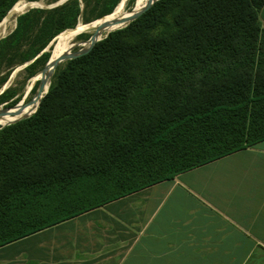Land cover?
I'll list each match as a JSON object with an SVG mask.
<instances>
[{
  "label": "trees",
  "instance_id": "1",
  "mask_svg": "<svg viewBox=\"0 0 264 264\" xmlns=\"http://www.w3.org/2000/svg\"><path fill=\"white\" fill-rule=\"evenodd\" d=\"M16 1L0 0V21ZM118 2L96 0L95 18ZM263 4L156 0L58 64L35 112L0 127V245L75 214L78 205L27 222L59 208L76 180L122 184L115 198L263 139ZM79 12L78 0L29 9L0 39V53L40 25L45 39L30 59Z\"/></svg>",
  "mask_w": 264,
  "mask_h": 264
},
{
  "label": "crops",
  "instance_id": "2",
  "mask_svg": "<svg viewBox=\"0 0 264 264\" xmlns=\"http://www.w3.org/2000/svg\"><path fill=\"white\" fill-rule=\"evenodd\" d=\"M76 209L1 244L0 264H264V138Z\"/></svg>",
  "mask_w": 264,
  "mask_h": 264
},
{
  "label": "rangeland",
  "instance_id": "3",
  "mask_svg": "<svg viewBox=\"0 0 264 264\" xmlns=\"http://www.w3.org/2000/svg\"><path fill=\"white\" fill-rule=\"evenodd\" d=\"M32 3L40 2L42 7L39 6H30L17 14L13 19L9 21V26H7V30L5 33V36L9 35L16 27L17 17L26 11H28L31 8H53L50 7L54 3L58 2L59 0H27ZM67 1V0H66ZM87 6H85L84 0H78L80 5V12L77 17V23L81 21L83 24L86 22H89L93 19H96L95 16L100 10V5L97 7H94L96 0H86ZM121 0H119L118 3H120ZM123 1V0H122ZM141 0H125L124 1V8L126 12L128 13L130 10H132ZM150 1V0H146ZM118 3L116 5H118ZM115 5V6H116ZM89 20V21H86ZM74 25V26H75ZM40 25H37L30 34L22 37L18 44L12 43L8 48L5 49L3 53H0V95L6 91L7 97L6 100L2 101L0 99V107L3 102L6 103V106H9L10 102L15 100L18 101L19 104L17 106H21L25 103H32L36 96L41 92L42 90V79L41 74L45 72V70L41 71L44 66L46 65L47 60L49 59L51 52L53 50L54 44L57 43V40H54L50 45L48 43L52 40H50L36 55L31 57L28 60H23L27 54L31 53L35 48H37V45L42 41V39H45L44 33L39 28ZM73 26V27H74ZM12 29H11V28ZM68 27V28H73ZM4 36V37H5ZM89 34L88 33H80L77 35V39L73 42L75 43L76 40H89ZM14 42H17L15 40ZM15 44V45H14ZM39 46V45H38ZM44 48H46V51L41 52ZM80 47H76L75 50L79 49ZM44 52L48 53V58L44 63L37 64L35 70L33 73H30L29 70L26 69V66L32 63L36 58L41 56ZM54 70L51 72V76L49 78L48 87L51 83L52 75ZM46 73V72H45ZM35 76H39V79H35ZM40 83V86L38 87ZM46 89H44L45 91ZM43 91V94H44ZM13 99V100H12ZM37 104V103H36ZM35 104V105H36ZM34 105V106H35ZM15 108V107H14ZM15 111V110H13ZM12 110L8 111V113H5V116H11L14 113ZM17 112V111H16ZM2 116V115H0ZM1 125V124H0ZM142 179V178H141ZM104 180L100 178H95L94 181L88 182L86 185L81 182L74 181L72 182L68 187L67 190L64 192L65 194L63 197V200L60 202L59 208L57 209H51L50 211H44L41 212L40 216L38 215H32L28 218L27 222H37L39 220H47L52 218L55 214L61 213L64 209L67 207H73L74 205H88L92 202H96V200L105 199L111 195H113L115 192H117L119 189L123 187L122 184L113 186L110 183L103 182ZM130 185V184H129ZM128 186V183L126 184ZM56 202V200L54 201ZM26 222V223H27ZM21 226L23 224H20ZM28 224L23 225L27 226Z\"/></svg>",
  "mask_w": 264,
  "mask_h": 264
},
{
  "label": "bare ground",
  "instance_id": "4",
  "mask_svg": "<svg viewBox=\"0 0 264 264\" xmlns=\"http://www.w3.org/2000/svg\"><path fill=\"white\" fill-rule=\"evenodd\" d=\"M150 1H153V0H150ZM147 2L148 1H146V0L139 1V3L132 10H130L127 13L125 8H124V1H121L114 8V10L112 12H110L109 14H106L101 18L93 19L89 22H86L85 24H83L81 21H79L78 24L75 25L73 28H68V29H65L64 31L60 32L56 36L55 40L58 39V41L56 44H54L53 50H52L51 55H50L49 63L46 65V69H45L46 73L44 72L41 74V79H42V90H41V92H39V94L36 96V98L34 99V101L32 103H25L21 106L15 107L16 109L18 108L17 112L15 114H13L11 116H5V115L0 116V124L4 125V124H7L8 122L15 121L19 118H22L23 116L32 114L36 110L38 102L41 98V95L43 94L44 89H46L48 86V83H49L48 81H49V78H50L51 72H52V66L51 65H52L53 61L58 56H60L64 53H72L73 51H75L76 47H80L82 49H85L90 45V43H91L90 38H89V40L88 39L81 40V41L76 40V42L74 43L73 40L75 41V39H77L76 38L77 35H79L82 32L88 33L89 35H91L94 33L95 26L98 23H100L102 21L103 22L107 21V23H111L113 25L108 27L107 29L100 31L99 34L96 36V38L103 37L104 33L109 32L110 30L118 27L117 25H115L113 23V21L120 20L124 17L129 16V14L140 11L146 5ZM36 4H40V2L32 3V2L27 1V0L17 1L15 3V5L13 6V8L11 9L10 14H8L6 18H4L2 21H0V36H2L3 34L6 33L7 26H9L8 24H9V21L11 19H13L17 14H19L20 12H22L26 8H28L32 5H36ZM34 78L39 79V76H35ZM36 103H37V105L33 109V107ZM15 108H12L11 110L13 111V110H15Z\"/></svg>",
  "mask_w": 264,
  "mask_h": 264
},
{
  "label": "water",
  "instance_id": "5",
  "mask_svg": "<svg viewBox=\"0 0 264 264\" xmlns=\"http://www.w3.org/2000/svg\"><path fill=\"white\" fill-rule=\"evenodd\" d=\"M17 1H19V0H17ZM17 1H16V2H17ZM64 1H66V0H59L58 2L54 3V4H53L52 6H50V7H53V6L59 5V4L63 3ZM121 1H122V0H121ZM121 1H120V2H121ZM123 1H125V0H123ZM155 1H156V0L148 1V2L146 3V5H145L140 11H138V12H134V13H132V14H129V16L124 17V18H122V19H120V20L113 21V23H114L115 25H117L118 27H116L115 29L110 30L109 32L127 26L131 21H133L134 19H136V18H137L142 12H144L148 7H150ZM16 2H15V3H16ZM15 3L13 4V6L15 5ZM13 6L8 10V12L6 13V15L2 18V20H3L4 18H6L8 14H10L11 9L13 8ZM32 6H39V7H42L41 5H38V4H36V5H32ZM116 6H117V5H116ZM116 6H115V7H116ZM115 7H114V8H115ZM114 8H113V10H114ZM113 10H112V11H113ZM112 11H111V12H112ZM105 15H106V14H105ZM103 16H104V15H102L101 17H103ZM101 17H98V18H101ZM2 20H1V21H2ZM112 25H113V24H111V23H107V21H104V22L102 21V22L98 23V24L95 26V31H94V33L91 34V35L89 36V38L91 39V43H90V45H89L87 48H85V49L79 48V49L73 51L72 53H64V54L58 56V57L53 61L52 65H51V66H52V70H54L55 67H56L58 64H60L61 62L65 61V60H68V59H71V58H74V57H76V56H79V55L84 54V53H86L87 51H89V49L94 45V43H95L96 41L102 39L103 37H105V36L109 33V32H106V33H104L103 37L96 38V36L99 34V32L102 31V30H104V29H107L108 27H110V26H112ZM64 30H65V29H64ZM59 33H60V32H59ZM59 33H58V34H59ZM58 34H56V35L52 38V40L48 43V45H50V44L56 39V36H57ZM4 36H5V34H3L2 36H0V39L3 38ZM43 51H46V48H44L41 52H43ZM49 60H50V57H49V59L47 60L46 65L49 63ZM46 65L44 66V68H43L41 71H43V70L46 69ZM39 86H40V83H39L38 87H39ZM47 89H48V86H47L46 90L44 91V93L47 92ZM42 96H43V94L41 95V98H42ZM41 98H40V99H41ZM12 100H13V99H12ZM39 101H40V100H39ZM6 103H8V102H3V103L1 104V107H0V115H4L5 113H8V111H10V110H11L12 108H14V107H17V105L19 104V102L17 101V102H15V103L12 104V105L6 106ZM38 105H39V102H38ZM38 105H37V107H38ZM17 109H18V108H17ZM17 109L15 108V111H13V112H11V113H14V114H15L16 111H17ZM36 109H37V108H36ZM34 112H35V111H34ZM34 112H33V113H34ZM33 113H32V114H33ZM30 115H31V114L26 115V116H23L22 118H19V119L15 120V121H12V122H8L7 124H10V123H13V122L19 121V120H21V119H24V118H26V117H29ZM7 124L0 125V127H3V126H5V125H7Z\"/></svg>",
  "mask_w": 264,
  "mask_h": 264
}]
</instances>
